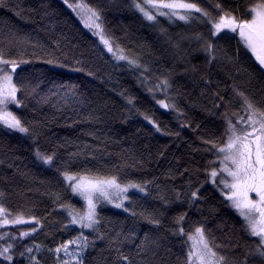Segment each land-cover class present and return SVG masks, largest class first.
<instances>
[{
  "label": "trees",
  "instance_id": "16d2710c",
  "mask_svg": "<svg viewBox=\"0 0 264 264\" xmlns=\"http://www.w3.org/2000/svg\"><path fill=\"white\" fill-rule=\"evenodd\" d=\"M6 2L18 6L24 15H14L16 8L12 11L7 7L0 8V40L8 35L9 29L15 30L25 38L21 48L24 59L30 61L17 69L23 82L28 85V107L14 111L27 121H47L45 127L38 128L42 133L40 146L43 149L64 144L66 147L61 148L60 153L67 159V152L88 145L91 155L81 157V162L87 163L88 167L116 172L114 166L125 165L120 170L122 179L142 181L155 177V183L169 194L173 186L183 190L189 178L197 186L203 183L198 205L189 209L187 204L172 203L159 228L139 217L133 218L130 212L116 209L110 204L101 205L98 210L105 218L102 232L114 235L117 231L127 233L135 228V243L140 242L145 232L159 239L160 247L151 257L152 264H183L189 246L188 242L185 243L187 237L175 236L167 231L172 226L171 216L178 212H188L186 229L204 224L216 237L217 243L227 244L229 237L233 242L252 243V238L242 231L240 217L218 189L206 181L203 172L211 155L203 151L207 146L202 144L201 138L219 135L223 127L221 113L225 109L221 107L217 111L213 107V94L219 91L226 101H231L227 108L229 114L237 112L243 115L240 98L233 93V86L255 99H264V73L259 71L254 58H249L250 53L245 55L241 51L237 59V39L219 41L227 55L233 58L232 63L221 58L208 65L206 54L199 50L196 42L181 38L206 29L196 24L179 22L169 25L163 22L162 26L167 29L165 34L159 26L151 25L132 9L130 0H86L93 6L104 8L106 33L115 38V43L124 48L127 55L137 57L141 64L147 65L150 72L145 75L155 80L162 74H171L173 90L170 95L175 96L184 113L178 116L176 112L162 109L155 103L147 86L140 82V71L143 69L136 71L125 61L115 60L62 0ZM228 2L243 11L249 0ZM43 3L48 7L43 8ZM45 12L48 15H44ZM45 53H51L67 66L47 64L45 60L49 57ZM13 55L19 53L13 52ZM193 65L196 66L195 71L192 70ZM77 68L84 71H76ZM88 72L93 75H88ZM59 85H66L69 89L76 85V96L72 97L71 91L58 89ZM177 90L180 95H175ZM122 92L124 95L120 94ZM66 97L71 98L66 100ZM126 97H132L133 104H129ZM42 99L47 102L36 103ZM157 99L162 98L158 96ZM79 100L84 103H78ZM89 113L97 119H90ZM143 114L158 121L161 131L157 132ZM182 121L188 123L182 126ZM175 133H179V136ZM35 147L31 138L0 127V191L4 193L0 200L13 212L31 210L38 216L46 217L45 223L50 226L44 231L49 235L45 236L42 232L36 239L54 246V240L67 239L76 231L61 228V224L66 222V214L53 204L51 193L62 190L63 185L55 170L36 158ZM92 155L98 159L93 161ZM135 161H144V166H133ZM185 167L190 169V174L185 173L183 177L177 175L174 180L168 178L169 169L176 172L177 168L183 171ZM132 193H135L137 212L144 209L164 211L154 185L151 186V195ZM66 198L71 199L77 207L83 204L79 198L67 194ZM19 227L26 228L28 225ZM85 232L87 234L88 230ZM123 250L126 253L134 252L135 244L126 243ZM225 251L231 259L241 257L244 249ZM44 255L47 264H54L51 255ZM114 255L108 250L106 240L97 239L95 247L87 253L86 264H112ZM248 264H261V261L258 257H249Z\"/></svg>",
  "mask_w": 264,
  "mask_h": 264
},
{
  "label": "snow or ice",
  "instance_id": "6c2138e0",
  "mask_svg": "<svg viewBox=\"0 0 264 264\" xmlns=\"http://www.w3.org/2000/svg\"><path fill=\"white\" fill-rule=\"evenodd\" d=\"M63 4L79 17L85 28L99 37L104 48L115 60L125 61L136 71L143 69L140 71L142 77L140 82L147 86V91L152 94L160 108L172 110L178 116L184 115L175 96L170 95L173 90L171 74H162L155 80L145 75L150 72L147 65L141 64L137 57L127 55L126 50L115 43V38L106 33L103 7L93 6L86 0H71V2L63 0ZM41 6L48 7L46 3ZM129 6L151 25L159 26L161 32L165 34L167 29L162 26L163 22L169 25L179 22L185 25L196 24L199 28L206 29V31H194L190 36L181 38L195 41L199 50L206 54L208 65L218 62L221 58L232 63L233 58L227 55L219 41L225 38L237 39V59L241 51L245 55L250 53L249 58H254L259 71L264 73V0H249L243 11L239 6L232 7L228 0H130ZM4 7L9 11L16 8L14 15L20 17L24 15L23 10L18 6L0 0V8ZM44 15L48 13L45 12ZM24 39L15 30L9 29L8 35L0 40V127L31 138L36 145L34 152L36 158L58 174L63 188L51 193L53 204L66 214V222L61 224V228L64 231H76V234L59 242L54 240V246L38 242L36 236L40 233L49 235L44 231L50 226L45 223L47 218L38 216L31 210L13 212L0 200V264H47L44 253L54 258V264H86L87 253L89 249L95 247L97 239L106 240L108 250L115 253L112 264H152L151 257L155 256V249L160 247L159 239L145 232L140 242L135 243L134 238L137 235L135 228L127 233L122 231H117L114 235L104 233L101 227L105 218L98 209L101 205L110 204L117 209L130 212L133 218L139 217L159 228L163 224L167 208L172 203L187 204L189 209L198 205L203 183L197 186L189 178L183 190L173 186L169 194L160 184L155 183V177L152 180L142 181L122 179L120 170L125 165L114 166L116 172H105L99 167H88L87 163L81 162L82 156L91 155L88 145L78 147L74 152H67V159L60 153V149L66 147L64 144L43 149L40 146L42 133L38 128L45 127L47 121H27L13 111V106L16 109L27 108L26 100L30 95L28 85L23 82V77L17 71L21 65L30 63L29 60L24 59V50L21 48ZM40 47L43 48L42 45ZM13 52L19 55H13ZM33 55L36 56V53L34 52ZM45 55L49 57L45 60L47 64L67 66L51 53ZM75 70L84 71L83 68ZM192 70H196L195 65L192 66ZM239 71L240 69L237 68V72ZM88 75L93 73L88 72ZM57 87L71 91L72 97L76 96V85H72L70 89L66 85ZM232 91L240 98L243 115L237 112L229 114L227 108L231 101H226L219 91L213 94V107L217 111L221 107L225 109L221 113L223 127L219 135L201 138L202 144L207 146L203 151L211 155V159L207 160L203 167V172L206 181H210L218 189L240 217L242 231L252 238V243L233 242L230 237L227 244L217 243L216 237L204 224L186 229L188 212H178L171 216L172 226L167 228V231L175 236L187 237L185 243L191 242L183 264H248L249 257H258L261 264H264V99H255L235 86ZM157 92L163 94L164 98L157 99ZM120 94L124 95L123 92ZM175 95H180L178 90ZM70 98L66 97V100ZM126 99L129 104H133L132 97ZM43 102L47 100L36 101L37 104ZM77 102L84 103L83 100ZM143 115L157 132L161 131L158 121L152 116ZM89 118L97 119L91 113ZM181 123L183 126L188 122ZM175 135L179 136V133ZM91 159L95 161L98 158L92 155ZM144 163V161H135L133 166L139 165L142 168ZM185 173L190 174V169L185 167L180 171L177 168L176 172L169 169L167 175L174 180L177 175L183 177ZM153 185L158 190L157 198L161 201L164 211L144 209L137 212L135 193L130 194V190L148 196L151 195ZM66 194L79 198L83 202L82 206L77 207L71 199L66 198ZM3 196L4 193L0 191V197ZM24 225L28 227H19ZM85 230H88L87 234ZM126 243L135 244L136 250L126 253L123 250ZM239 248L244 249L241 257L230 259L228 252L225 251V249L233 251ZM177 259L179 260V257Z\"/></svg>",
  "mask_w": 264,
  "mask_h": 264
},
{
  "label": "rangeland",
  "instance_id": "374dc122",
  "mask_svg": "<svg viewBox=\"0 0 264 264\" xmlns=\"http://www.w3.org/2000/svg\"><path fill=\"white\" fill-rule=\"evenodd\" d=\"M63 1V0H62ZM71 10V9H70ZM73 14L76 16V14L73 12ZM76 18L80 21V19H79V17H77L76 16ZM81 22V21H80ZM82 23V22H81ZM82 25H83V23H82ZM84 26V25H83ZM88 32H90L91 34H92V32L89 30V29H87V28H85ZM97 37V36H96ZM98 39H99V37H97ZM103 45V44H102ZM161 97L162 99L164 98V96H163V94H161V93H159V92H157L156 93V98L157 97ZM16 108H15V106H13V111L15 110ZM46 166V165H45ZM48 167V166H47ZM131 192H136V190H130V193ZM138 193V192H137ZM140 194H142V193H140ZM254 195V194H253ZM127 203V202H126ZM112 207H114L113 205H111ZM115 208V207H114ZM117 209V208H116ZM121 210H123V209H121ZM191 242L189 241L188 242V244H190Z\"/></svg>",
  "mask_w": 264,
  "mask_h": 264
}]
</instances>
